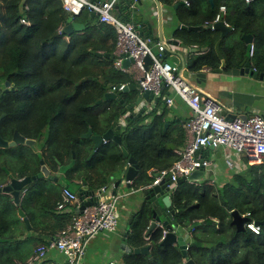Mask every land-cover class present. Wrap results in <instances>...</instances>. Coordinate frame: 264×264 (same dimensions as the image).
<instances>
[{
  "label": "trees",
  "instance_id": "16d2710c",
  "mask_svg": "<svg viewBox=\"0 0 264 264\" xmlns=\"http://www.w3.org/2000/svg\"><path fill=\"white\" fill-rule=\"evenodd\" d=\"M20 1L0 0V80L6 79L12 84L0 98V113H6L0 121V136L11 140L16 130L35 142L31 146L18 144L0 149V187L8 184L9 174L14 178L36 175L40 160L56 171L58 164L55 159L61 165L68 164L74 152L75 163L61 183L48 181L49 185H37L36 181L31 182L21 192L17 205L9 194L0 192V264H14V258L21 262L25 260L17 255L18 248L11 249L18 238L27 233L18 214L19 209L29 220L31 231L38 232L39 239L55 240L72 220V214L55 212L61 188L66 184L70 190V186H74L76 189L72 191L77 192V187L83 183L93 190L109 184L112 172L122 170L127 159L122 148L139 165V174L132 183L134 189L153 181V177L147 175L151 167L160 171L178 159L166 147L170 141L169 129L163 131L166 122L160 115H153L158 133L150 139L137 137L139 121L134 117L125 120L121 145L108 141V144L95 149L89 138H83L88 129L95 135L104 134L125 113L124 102L109 100L97 103L112 85L130 82L125 73L113 67L112 60L94 55L95 52L113 55L115 31L103 23L86 22L82 31L67 35L62 32L68 18L62 0H26L22 10L19 9ZM164 1L172 6L177 0ZM186 1L188 5L183 4L184 14L177 17L180 22L209 25L219 13V6H225V11L228 6L231 12H224L221 18L226 25L235 33L258 35L260 24L255 26L245 20L256 14L253 3L223 0L210 7L199 4L197 0ZM255 2L262 4L258 0ZM119 6L116 15L123 21H131V12H125L123 6ZM84 11L85 18L89 15L91 19L92 14ZM84 11L75 17L77 22L84 21ZM21 19L27 23L22 24ZM205 31L209 33L200 39L183 35L179 38L188 45L207 44L213 49L218 38L215 41L212 33L216 31ZM225 52L229 57L234 54L232 47ZM84 57L97 59L101 70L99 65L96 70L88 67L82 62ZM246 58L241 52L240 62ZM263 59L264 45L260 60L256 62L258 70L264 73ZM207 65L212 68L218 66L215 55L197 57L189 70L198 72ZM233 67L234 64L228 60L226 69ZM124 97L121 99L126 102ZM99 105H105L101 107V115L95 109ZM45 128L47 136L43 138ZM12 148L19 149V155L13 154V161H10L6 154L12 153ZM92 150L95 152L91 155ZM98 162L101 169L97 167ZM170 197L175 208L173 222L183 229H193L186 255L173 245H160L161 229L146 233L151 212L149 205L143 202L127 232L126 245L131 249L149 246V251L147 254L127 253L123 260L125 264H187V260L194 264H264V162L246 165L222 184L203 183L199 187L183 184ZM233 210L253 222H259V234L248 229L237 230L231 223L230 212Z\"/></svg>",
  "mask_w": 264,
  "mask_h": 264
},
{
  "label": "crops",
  "instance_id": "0c3cea01",
  "mask_svg": "<svg viewBox=\"0 0 264 264\" xmlns=\"http://www.w3.org/2000/svg\"><path fill=\"white\" fill-rule=\"evenodd\" d=\"M185 0H177L173 5H169L164 0H142L143 6H149L150 12L148 15L143 14V7H139L137 13H131V17L134 15H142L143 22L147 23L150 21V34L147 38L148 44L155 49L156 43H161L159 40V12L161 13V32L163 36V40L165 41H181L180 36L185 37H194V38H202L207 33L206 29L201 31H190L188 29L180 28V25H187L183 22H177V17L179 15L184 14L183 4ZM223 0H214V5L218 4ZM242 3H253V8L256 9V14H253V17H246V21L252 22L256 26L260 24V28H258V35L255 33H248L252 35V40L250 44H246L244 40L241 38L245 33H235L232 34L231 41L229 43L222 42L219 46V51L225 60V67L221 72H214V69L219 68L220 59L216 53L215 47L210 49L207 44H198L194 43L189 45L186 48L185 52H182L184 55V70L188 72V79L192 77L193 79L190 82L193 83L194 87L202 93L203 95L209 96L215 99L221 106V114L225 116L227 119H232L236 116L243 117L246 115L259 113L264 117V78L262 80L259 79L258 75L260 72L257 68V60H260L261 57V49L264 45V2L262 4L256 3L255 1L241 0ZM199 4H204L211 6L205 0H197ZM220 7V6H219ZM220 11V8H218ZM231 12V9L226 6L225 14ZM85 11L82 14L85 15ZM87 13L92 14L91 19L88 15V18H85L84 21L80 22L84 26L85 23L97 24L100 23L98 21V17L93 13L87 11ZM117 13V11H115ZM87 15V14H86ZM76 16H74L75 19ZM76 21V20H75ZM175 21V23H173ZM79 22V21H78ZM105 24V23H103ZM107 25V24H106ZM109 26V25H108ZM187 26H210V25H187ZM178 31V32H177ZM215 37V41L220 36V32L216 31L212 33ZM165 55L164 59L170 64L177 66L179 70L182 68L181 59L179 56V52L181 51L177 46L172 44H165ZM251 46H253V52L250 54ZM233 48L234 54L230 57L226 54V49ZM190 48H197V52L189 53ZM241 52L247 56L246 59H250L251 67L250 73L247 75L244 72L241 74L239 71V66L241 63ZM103 54V53H102ZM215 55L218 66L212 68L211 66H204L198 72L189 71V67L193 62V59L203 55ZM110 55V54H109ZM114 58H105L107 60L113 61L114 67ZM99 58V57H98ZM233 59V60H232ZM230 61L234 64V67L230 70L226 69L227 61ZM244 61V60H243ZM264 61V59H263ZM115 68V67H114ZM254 68L256 71H254ZM116 69V68H115ZM117 70V69H116ZM129 77V83L134 84L133 79L130 75L126 74ZM125 95V99L127 102H134L136 98L139 96L138 91H128L125 93H121V96ZM162 97H172L174 101L173 106H161L159 104L160 99H156L155 101H151L150 103L144 99L140 102L138 107H135L133 111V117L135 120H138L139 124H137L139 129V138H153L157 135V122H153V115H160L162 121H165L163 131H168V136L170 141L166 144L168 150L172 151L174 154L178 156V152L181 151L186 143V131H185V123L189 119L191 112L188 107L169 89H164ZM161 97V98H162ZM109 100H115V92L110 90L105 92L101 98L102 102H107ZM164 102V100H163ZM155 104V105H154ZM145 109V110H143ZM136 113H140L139 117H136ZM176 122V124H174ZM122 129L126 125L123 118L121 119ZM166 125V126H165ZM160 143V142H159ZM108 144L104 142V145ZM208 157L212 159L214 165L210 168L207 173H210L211 177H214V181L217 183H225L227 182L233 174H237L241 170L246 167L245 159L239 157V155L233 153L230 149L225 147H218L214 150H209L207 153ZM229 159L233 162V167L230 168L226 164V160ZM138 164V163H137ZM245 164V165H244ZM139 165L138 172L135 178L139 174ZM158 170L155 167H151L147 175L152 177ZM121 172V171H120ZM119 172V173H120ZM116 173V171L112 172V176L115 179H119L120 174ZM134 178V179H135ZM134 181V180H133ZM133 181L130 183L128 187L126 182L121 181L117 188L114 187V181L110 179L109 184L101 187H105L106 192L104 194L105 197H110L114 195L116 198V214L118 218V227L114 231H101L95 234L88 241L85 255L81 261V264H110V262H114L115 264H125L124 256L129 253L125 251L124 243L126 244V236H127V226L128 221L133 213L137 212L139 208L138 201L139 195L137 189H134L132 186ZM65 187V186H64ZM67 187V186H66ZM143 187V186H142ZM115 189V193L112 191ZM62 190V188H61ZM61 192V191H60ZM60 192L58 202L60 200ZM77 193V192H76ZM171 198V197H170ZM171 201V200H170ZM57 202V203H58ZM57 206V204H56ZM56 213H67L72 214V218L74 214L78 211V208L72 206L69 210ZM135 215V214H134ZM52 218V215L49 216ZM134 218V217H133ZM133 221V219H132ZM72 222V220H71ZM71 222L68 226L71 225ZM151 222V220H150ZM132 223V222H131ZM130 223V225H131ZM129 225V226H130ZM24 226L26 227L25 223ZM30 226V223H29ZM67 226V227H68ZM130 230V228H129ZM27 233L18 238L17 242H15L11 249L18 248L17 255L20 256L21 259H25L24 261H19L17 258L12 260L14 264H53L55 261H64V257L61 253H59L55 248H49L46 254L45 259L42 262L35 263L33 261V256L35 249L43 245L44 242H50L49 240H41L38 238L37 231H31V226L28 229L26 227ZM166 231V230H165ZM190 229H183L182 227H177L175 232L178 236H184V240L186 242V246H188V233ZM29 237H28V236ZM60 235V234H59ZM58 235V236H59ZM147 239V238H145ZM174 247H177V243L173 244ZM187 249V247H186ZM180 250V249H179ZM181 251V250H180Z\"/></svg>",
  "mask_w": 264,
  "mask_h": 264
},
{
  "label": "built area",
  "instance_id": "2783aa9c",
  "mask_svg": "<svg viewBox=\"0 0 264 264\" xmlns=\"http://www.w3.org/2000/svg\"><path fill=\"white\" fill-rule=\"evenodd\" d=\"M119 0H62L64 11L71 16H77L86 10L98 17L100 23L111 26L116 34L114 50V67L132 77L134 85L143 92L153 95L152 101L162 97L164 89L171 90L190 110L191 115L185 123L187 143L178 152V159L168 168L157 171L152 177L153 181L137 189L140 197L143 191L158 184L162 179L169 177L170 182L179 178L188 177L191 173L201 170L207 173L214 165L208 157V149L225 147L245 159L246 165H255L264 162V117L259 113L246 115L245 118L236 116L232 119L221 114L220 104L213 98L203 95L196 87L183 78L177 66L164 59L165 46L156 43L155 49L148 44L140 32L139 24L133 21H123L115 13V5ZM184 3L188 5L185 0ZM133 4L130 5L133 8ZM225 12V6H220V11L215 20L209 25L220 21ZM26 24L25 19H21ZM253 52L251 46L250 54ZM132 58L127 68H122V60ZM148 56L151 60L148 70H144L143 58ZM254 71L256 69L254 68ZM114 91V88H111ZM164 104L173 106L172 97H164ZM227 166L233 167V162L226 160ZM244 164V165H245ZM202 179V178H201ZM188 180L189 185H195L198 180ZM105 187H100L87 194L84 200L68 187H63L56 211L63 212L75 205L79 208L83 201H93L90 206H85L82 211H77L71 225L55 240L43 244L35 249L33 261L42 262L49 248H55L64 257V261H55L53 264H81L85 255L88 241L101 231H114L118 227L116 214V198L114 195L105 197ZM245 229L259 234V229L253 221L244 224ZM157 228L162 230V238L166 231L161 224ZM192 228L188 233L191 236ZM188 245V244H187ZM110 264H115L110 262Z\"/></svg>",
  "mask_w": 264,
  "mask_h": 264
},
{
  "label": "water",
  "instance_id": "95a60500",
  "mask_svg": "<svg viewBox=\"0 0 264 264\" xmlns=\"http://www.w3.org/2000/svg\"><path fill=\"white\" fill-rule=\"evenodd\" d=\"M26 0H21L19 3V9L22 10L24 3ZM207 1L211 6L214 5V0H205ZM248 1H255V0H248ZM258 1H263L264 0H258ZM134 0H119L117 4L115 5V10L118 11L119 5L123 6L125 9V12H131V13H137L139 10V7H143V14L148 15L150 12L149 6H143L142 0H135V4L133 8L130 7L131 4H133ZM131 21L135 22L136 24H139L140 32L141 35L147 39L150 34V26L151 23L148 21L147 23L143 22V16L142 15H134L132 17ZM159 40L162 44H172L177 46L181 51L179 52V56L181 59L182 63V68L180 70V73L183 75V70H184V55L182 52L186 51V48L189 47L187 42L183 41H165L163 40L162 32H161V13L159 12ZM177 22H180L179 19L177 18ZM175 23V21H173ZM85 28V26L82 23H79L75 21L74 17L71 15H68V18L66 19L65 25L62 27V32L67 34V35H72L73 33L80 32ZM180 28L182 29H188L190 31H201L203 29H212L214 31L220 32V37L215 43V50L216 53L220 59V66L217 69H214V72H221L224 67H225V60L223 59L220 51H219V46L222 42L229 43L231 41L232 34H234V30L230 28L228 25L224 23V21L220 20L215 23H213L212 26H187V25H180ZM246 44H250L252 40V35L250 34H243L241 37ZM197 48H190L189 53H194L197 52ZM94 55L96 57L102 58H110L113 59L114 57L109 55V54H102L99 52H95ZM120 57L124 58V55L122 54ZM194 60V59H193ZM192 60V61H193ZM134 60L132 58L129 59H123L122 60V68H127L130 63H133ZM144 62V70L145 72L148 70L149 65L151 63V60L148 56L143 58ZM250 67H251V62L250 59H245L243 63L240 64L239 66V71L242 74L243 72L245 74L250 73ZM190 71V70H189ZM259 79L262 80L264 78V73H259L258 75ZM89 79L91 77H88ZM184 79H186L191 86H194L190 80L193 78L190 77V79L186 78L183 76ZM84 79L81 80V82ZM111 88H114L115 92V100L116 101H121L124 102V107H125V113L116 119L113 123L112 126L102 135H95L92 133L91 129H88V131L82 135L83 138H89L93 142V146L95 149L101 148V146L104 145V142L111 141L114 142L118 145H121V132H122V124H121V119L123 118L124 122L128 118H132L133 111L135 110V107H138L140 105V102L142 99L148 101L149 103L152 101L153 95L150 94L147 91L141 92L137 86H135L132 83H128L125 85H112ZM128 91H138L139 96L136 98L134 102H125L124 99H121V93H125ZM102 102V101H101ZM99 102V103H101ZM145 110V109H143ZM136 117L140 116V113H136ZM246 116H243L245 118ZM1 119V117H0ZM166 126V125H165ZM34 143V140L31 139H26L22 135H20L17 131L14 132L12 139L10 141L2 139L0 136V148H6V147H14L18 144H26V145H32ZM209 150H214L211 146L209 147ZM95 150L91 151V155L94 154ZM122 152L124 156L127 158L124 164V167L122 170H120L119 173L120 177L119 179L114 180V176H110V179L114 181V187L117 188L118 184L121 181L126 182L127 186H130V183L134 180L135 176L137 175L138 172V164L136 160L132 157L129 156L128 153L122 148ZM75 163V153L72 152V160L69 164L67 165H60L59 162L57 161V167L58 171L56 173L51 172L49 168L46 166L43 160H40V168L39 172L36 175L33 176H25L22 178H14L11 174H9V182L8 184L4 185L3 187H0V192L2 193H7L11 196L13 202L15 205L18 204L19 198L21 195V192L25 187H27L31 182L33 181H41L45 180L44 182H53V183H58V182H63V177L65 176L66 172L73 167ZM203 176V172L201 170L194 171L191 173L188 177L183 176L179 178L176 182H170L169 177H166L162 179L158 184L153 185L152 187L145 189L143 191V197H139L140 201H138V206L139 208L142 206L143 202H146L149 207H150V212H151V222L150 225L147 229V234H149L153 229L157 228L158 224H161L162 227L166 230L165 236L161 239L160 245L162 246H169L173 245L174 243H177V246L183 253V255H186V242L184 240V236H178L175 232V229L178 227L177 224H175L172 220L173 215L175 214V208L171 205L170 201V194L177 190L181 185L186 184L188 180H197L201 179ZM62 179V180H61ZM94 190L90 189L88 185L83 183L81 186L77 187V194L81 198V200H84V197L87 194L92 193ZM115 193V189L112 191ZM139 195V193H138ZM93 204V201H83L80 207L78 208V211H82L85 206H90ZM138 208V209H139ZM18 214L20 218L23 220L25 223L26 227L29 229V220L25 216V214L19 209ZM133 213L128 221V226L126 231H129L130 228V223L132 222V219L134 217ZM231 216V223L235 225V228L240 231H245L244 224L247 222H250L251 219L246 216L240 215L236 210H233L230 212ZM255 226H259V222H254ZM125 247L126 252H133L135 254L142 253V254H147L149 251V246H144L142 248H135L131 249L128 247L125 243L123 244ZM187 264H194L192 260H187Z\"/></svg>",
  "mask_w": 264,
  "mask_h": 264
},
{
  "label": "rangeland",
  "instance_id": "374dc122",
  "mask_svg": "<svg viewBox=\"0 0 264 264\" xmlns=\"http://www.w3.org/2000/svg\"><path fill=\"white\" fill-rule=\"evenodd\" d=\"M0 15H1V13H0ZM152 50L153 51H156V49H153L152 48ZM82 62L83 63H85V64H88L87 66L88 67H90L91 69H93V70H96V67L99 65V68H100V70H101V65L100 64H98V60L97 59H95V58H91V57H84V58H82ZM98 71V70H97ZM183 76L184 77H186V78H188V72L185 70V71H183ZM88 80H90L89 78H88ZM80 82H81V80H80ZM160 100H159V104L161 105V106H164V102H163V100H164V98L162 97V98H159ZM99 102H101V99L97 102L98 104H101V103H99ZM155 105V104H154ZM104 107H105V105H103ZM103 106H101V105H99V106H97V107H95V109L100 113V115H101V107H103ZM46 136H47V130H46V128L44 129V131H43V134H42V136L41 137H43V138H46ZM40 146V145H39ZM13 149V152L12 153H9V154H6L7 155V157H9L10 159V161H13L12 160V155L14 154V155H19V149H15V148H12ZM20 152H21V150H20ZM22 153V152H21ZM13 155V156H14ZM90 157L88 156V158H87V160L89 159ZM100 164V167L98 166ZM97 167L99 168V169H101V163H97ZM212 179H214V177H211L210 176V173H204V175L202 176V179L201 180H198L197 182H196V184L195 185H190V186H193V187H199L201 184H203V183H207V184H215V183H217L216 181H214V180H212ZM62 180V179H61ZM60 183H61V181H60ZM189 182L187 181L186 182V184H188ZM46 184H48L49 185V183H46ZM189 185V184H188ZM199 185V186H198ZM186 186V185H185ZM71 187V189L72 190H74L75 191V189H74V186H70ZM185 188H187V187H185ZM94 190H96V189H94ZM53 194H54V192H52ZM44 201V196H42L41 197V202H43ZM185 208V207H184Z\"/></svg>",
  "mask_w": 264,
  "mask_h": 264
},
{
  "label": "flooded vegetation",
  "instance_id": "af4514ba",
  "mask_svg": "<svg viewBox=\"0 0 264 264\" xmlns=\"http://www.w3.org/2000/svg\"><path fill=\"white\" fill-rule=\"evenodd\" d=\"M11 85L12 84H10V82L8 81V80H6V79H2V80H0V98H2L3 97V95H4V93L5 92H7L9 89H10V87H11ZM0 117H1V119H0V121H2V119L3 118H5L6 117V113L5 112H2V113H0ZM16 130H14L13 131V134H14V132H15ZM18 132V131H17ZM13 134H12V136H13ZM21 135V134H20ZM24 137V136H23ZM25 138V137H24ZM3 139V138H2ZM12 139V138H11ZM26 139H28V138H26ZM5 140V139H4ZM7 141H10V140H7ZM35 142V141H34ZM34 144V143H33ZM32 144V145H33ZM26 145V144H25ZM29 146H31V145H29ZM6 148H8V147H6ZM6 148H4V149H6ZM0 149H3V148H0ZM37 153L38 152H40L39 150H35ZM71 157H72V155H71ZM55 161L57 162L58 160L57 159H55ZM46 164V166L49 168V170L51 171V172H54V173H56L57 171H58V167H57V169H56V171H54L53 169H52V166L50 165V164H48V163H45ZM60 164V163H59ZM69 164V163H68ZM61 165V164H60ZM64 165H67V164H64ZM38 172H39V170H38ZM37 172V173H38ZM36 173V174H37ZM45 180H39V181H36V184L38 185V184H40V183H45L44 182ZM65 186H66V184H64Z\"/></svg>",
  "mask_w": 264,
  "mask_h": 264
}]
</instances>
